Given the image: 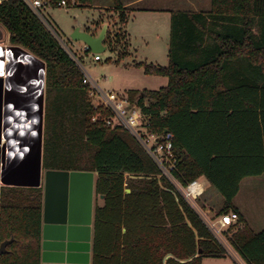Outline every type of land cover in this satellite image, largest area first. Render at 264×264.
Instances as JSON below:
<instances>
[{
  "label": "trees",
  "instance_id": "1",
  "mask_svg": "<svg viewBox=\"0 0 264 264\" xmlns=\"http://www.w3.org/2000/svg\"><path fill=\"white\" fill-rule=\"evenodd\" d=\"M112 1L124 23L126 9ZM58 2L51 0L53 7ZM0 25L10 45L46 63L44 169L96 173L102 203L93 212L90 264H203L206 257L229 256L124 127L92 120L83 71L30 7L3 0ZM105 44L115 48L110 32ZM144 68L167 76L168 84L130 90L128 97L150 114L151 132L172 134L175 177L213 186L222 205L201 201L204 193L200 206L212 218L237 212L238 222L228 228L233 249L246 264H264V229L255 231L233 203L243 179L264 174V0H211L206 10L173 11L169 63ZM43 208L42 186L2 188L0 244L14 240L0 264H45Z\"/></svg>",
  "mask_w": 264,
  "mask_h": 264
},
{
  "label": "water",
  "instance_id": "2",
  "mask_svg": "<svg viewBox=\"0 0 264 264\" xmlns=\"http://www.w3.org/2000/svg\"><path fill=\"white\" fill-rule=\"evenodd\" d=\"M108 28L104 24L95 32L78 25L70 38L84 42L92 53H101L108 49ZM1 51L0 200L3 187L43 186L42 261L90 264L96 173L44 169L46 63L20 46L9 45ZM22 107L38 111L36 134L27 131L20 138L10 136L14 132L10 130V111ZM13 240L12 237L0 244V255L7 252Z\"/></svg>",
  "mask_w": 264,
  "mask_h": 264
},
{
  "label": "rangeland",
  "instance_id": "3",
  "mask_svg": "<svg viewBox=\"0 0 264 264\" xmlns=\"http://www.w3.org/2000/svg\"><path fill=\"white\" fill-rule=\"evenodd\" d=\"M210 1L145 0L139 7H145L146 11L140 15L130 9L126 12L124 23L118 21V17H112V20L109 19L110 33L114 40L112 46L115 48H108L101 52L102 61H94L93 54L84 51L85 43L72 40L70 34L78 25H81L83 30L95 31L96 21L94 19L99 16V9L95 7V4L99 2L111 4L112 0H94V4L89 7H48L43 10V14L61 41L81 60L86 70L99 82L101 87L119 90L128 95L130 90L137 92L158 90L168 84L167 76L146 73L144 65H167L169 63L170 20L173 11L179 9L206 10L210 8ZM127 24V38L126 34L124 35L121 31L119 41H115L116 31L122 30V26ZM100 27L101 25L96 29L99 30ZM2 39L3 37L0 40ZM4 41L6 45H10L8 40ZM1 50L0 52H3ZM206 189L201 201L212 202L219 208L222 205L219 192L209 184H206ZM97 203L101 204L102 199L94 195V207ZM233 203L241 209L246 222L255 231L263 230L264 174L243 179ZM230 234L228 229L223 231V237L226 239L223 243L234 251L229 241ZM237 262L239 263V260Z\"/></svg>",
  "mask_w": 264,
  "mask_h": 264
},
{
  "label": "built area",
  "instance_id": "4",
  "mask_svg": "<svg viewBox=\"0 0 264 264\" xmlns=\"http://www.w3.org/2000/svg\"><path fill=\"white\" fill-rule=\"evenodd\" d=\"M30 9L41 19V21L53 33L62 47L77 62L83 71V82L88 87L89 96L92 100L95 113L92 120L94 122L103 121L110 126L124 127L144 148L151 159L155 162L160 170V175L165 177L172 186L179 192L184 200L199 214L209 230L215 238L223 245L228 255L235 260L237 264H246L234 250H230L223 243L226 239L223 237V231L230 226L235 225L239 220V214L235 211L225 213L216 218L210 217L198 204L199 199L206 191V182L204 180L195 179L183 184L176 177L174 172L177 170L179 163L174 153V144L172 134L165 132L164 135H158L150 131V114L144 111L138 100L132 101L124 92L115 89H104L99 82L94 79L84 67L80 59L65 45L55 30L47 22L43 10L53 7L51 0H23ZM3 0H0V4ZM58 7L77 6L76 0H59ZM3 39L9 42V32L7 28L0 25ZM0 40L1 47L4 49L9 45L4 40ZM84 51L92 53L85 45ZM94 61H101L100 53H92ZM144 105H149V100L145 99ZM239 260V263L237 262Z\"/></svg>",
  "mask_w": 264,
  "mask_h": 264
},
{
  "label": "crops",
  "instance_id": "5",
  "mask_svg": "<svg viewBox=\"0 0 264 264\" xmlns=\"http://www.w3.org/2000/svg\"><path fill=\"white\" fill-rule=\"evenodd\" d=\"M120 1L122 3L123 7L126 9V12L128 10H130V9H133L135 14L140 15L143 11H146L145 7H143V6L139 7V5L142 4L145 0H120ZM95 7L99 9V16L97 18H95L94 21H96V22L99 21V23L101 25V27L97 31H100L104 24H108V27H109L108 28V33L111 32L110 20H112V17H118V13L115 11L113 3L105 4L104 2H99L98 4H95ZM155 11H157V9ZM128 24H129V22H128ZM128 24L126 26H124V27L122 26V31H123L124 35L126 34V38H127V35H128V30H127ZM96 28H98V26L95 25V30H96ZM81 29H82V27H81ZM204 181L206 182V184H208L206 180H204ZM236 207H238V206H236ZM239 210H240V212L242 214V217L245 219V221H247L245 215L242 213L240 208H239ZM243 223H241V224H243ZM207 262H209V264H227V263L229 264V262H231L230 264H237L235 262V260L232 259L230 256L206 257V258L203 259V264H208Z\"/></svg>",
  "mask_w": 264,
  "mask_h": 264
},
{
  "label": "flooded vegetation",
  "instance_id": "6",
  "mask_svg": "<svg viewBox=\"0 0 264 264\" xmlns=\"http://www.w3.org/2000/svg\"><path fill=\"white\" fill-rule=\"evenodd\" d=\"M3 37L2 32L0 31V39ZM33 93V92H32ZM27 98L24 99L26 101ZM26 103V102H25ZM22 110L13 109L10 111V130H14V132H10V136L13 137H21L28 133L36 134V127H37V116L38 111H33L31 107H22ZM20 113V114H19ZM26 130V132H22V129ZM21 130V131H20ZM45 171V170H44ZM43 171V173H44Z\"/></svg>",
  "mask_w": 264,
  "mask_h": 264
},
{
  "label": "bare ground",
  "instance_id": "7",
  "mask_svg": "<svg viewBox=\"0 0 264 264\" xmlns=\"http://www.w3.org/2000/svg\"><path fill=\"white\" fill-rule=\"evenodd\" d=\"M19 114H20V113H19ZM21 129H22V132H24V133L26 132V130H24L23 128H21ZM20 131H21V130H20Z\"/></svg>",
  "mask_w": 264,
  "mask_h": 264
}]
</instances>
